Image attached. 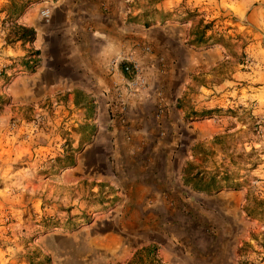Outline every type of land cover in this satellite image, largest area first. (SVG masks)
<instances>
[{"label": "rangeland", "instance_id": "obj_1", "mask_svg": "<svg viewBox=\"0 0 264 264\" xmlns=\"http://www.w3.org/2000/svg\"><path fill=\"white\" fill-rule=\"evenodd\" d=\"M159 1L123 0V20L168 22ZM243 6L195 24L157 136L119 159L77 153L71 108L12 104L0 60V264H264V0Z\"/></svg>", "mask_w": 264, "mask_h": 264}, {"label": "crops", "instance_id": "obj_2", "mask_svg": "<svg viewBox=\"0 0 264 264\" xmlns=\"http://www.w3.org/2000/svg\"><path fill=\"white\" fill-rule=\"evenodd\" d=\"M246 1L160 0L156 8L167 12L171 20L144 26L123 20V0L31 5L26 0H0L11 27L34 30L32 41L21 43L5 37L7 28L0 29V60L11 63L10 71L19 70L8 87L12 104L35 107L53 100L58 107L71 108L70 135L75 143L83 140L78 154H111L116 159L134 155L139 138L158 134L155 107L165 103L167 84L183 70L177 55L192 51L186 40L194 37L195 24L204 23L208 12L215 15L221 8L234 15ZM46 4L50 13L43 19L39 10ZM143 46L150 52L143 51ZM118 52L130 53L139 61L148 81L144 91L127 93L122 73L108 70L109 58ZM119 92L124 103L120 115ZM78 169L77 163L74 171Z\"/></svg>", "mask_w": 264, "mask_h": 264}, {"label": "built area", "instance_id": "obj_3", "mask_svg": "<svg viewBox=\"0 0 264 264\" xmlns=\"http://www.w3.org/2000/svg\"><path fill=\"white\" fill-rule=\"evenodd\" d=\"M41 15L47 17L48 11L42 10ZM143 51L150 52L148 46H143ZM107 68L110 72L120 71L124 76L122 86L127 93L142 92L147 88L148 81L143 68L139 61L130 53L118 52L111 56L107 62ZM121 92L117 93L116 106L118 108V115L122 114L124 110V103L121 97Z\"/></svg>", "mask_w": 264, "mask_h": 264}, {"label": "trees", "instance_id": "obj_4", "mask_svg": "<svg viewBox=\"0 0 264 264\" xmlns=\"http://www.w3.org/2000/svg\"><path fill=\"white\" fill-rule=\"evenodd\" d=\"M204 27L206 28V26ZM33 37H34V30L32 28L22 25H14L12 41L18 40L21 43L31 42ZM211 185L213 186L214 183L212 182ZM152 250H153V246L142 247L139 251L135 252L134 255L140 252H144L145 255H148V253H151ZM142 264H162V263H160L157 258L150 257V259H148L146 263L144 262Z\"/></svg>", "mask_w": 264, "mask_h": 264}]
</instances>
